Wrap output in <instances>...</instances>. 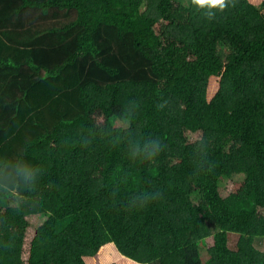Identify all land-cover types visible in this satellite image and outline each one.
<instances>
[{
  "label": "trees",
  "instance_id": "1",
  "mask_svg": "<svg viewBox=\"0 0 264 264\" xmlns=\"http://www.w3.org/2000/svg\"><path fill=\"white\" fill-rule=\"evenodd\" d=\"M207 11L0 0V264H264V0Z\"/></svg>",
  "mask_w": 264,
  "mask_h": 264
},
{
  "label": "clouds",
  "instance_id": "2",
  "mask_svg": "<svg viewBox=\"0 0 264 264\" xmlns=\"http://www.w3.org/2000/svg\"><path fill=\"white\" fill-rule=\"evenodd\" d=\"M228 0H193V4L204 8L207 6V16L212 18L215 16L213 9L223 11L227 7ZM161 150V143L159 140H147L142 145L134 144L130 147V153L136 157L140 156L145 159L155 158ZM19 173L11 166L7 169H0V194L5 196L16 193L17 197L21 190L28 186L23 184L18 179Z\"/></svg>",
  "mask_w": 264,
  "mask_h": 264
},
{
  "label": "rangeland",
  "instance_id": "3",
  "mask_svg": "<svg viewBox=\"0 0 264 264\" xmlns=\"http://www.w3.org/2000/svg\"><path fill=\"white\" fill-rule=\"evenodd\" d=\"M241 178V177H240ZM30 239V238H29ZM236 240H237V238L236 237H234L233 238V241H235L236 242ZM261 250H264V241L261 243V244H258L257 245Z\"/></svg>",
  "mask_w": 264,
  "mask_h": 264
}]
</instances>
